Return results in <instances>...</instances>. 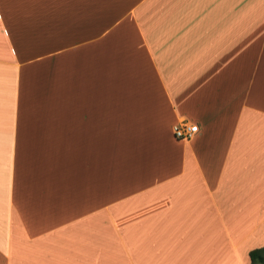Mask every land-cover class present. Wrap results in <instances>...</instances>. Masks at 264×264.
Listing matches in <instances>:
<instances>
[{"label": "crops", "instance_id": "1", "mask_svg": "<svg viewBox=\"0 0 264 264\" xmlns=\"http://www.w3.org/2000/svg\"><path fill=\"white\" fill-rule=\"evenodd\" d=\"M259 248L264 0H0V264Z\"/></svg>", "mask_w": 264, "mask_h": 264}, {"label": "built area", "instance_id": "2", "mask_svg": "<svg viewBox=\"0 0 264 264\" xmlns=\"http://www.w3.org/2000/svg\"><path fill=\"white\" fill-rule=\"evenodd\" d=\"M198 131V127L194 124H188L185 121L173 127V134L177 140H190Z\"/></svg>", "mask_w": 264, "mask_h": 264}, {"label": "trees", "instance_id": "3", "mask_svg": "<svg viewBox=\"0 0 264 264\" xmlns=\"http://www.w3.org/2000/svg\"><path fill=\"white\" fill-rule=\"evenodd\" d=\"M249 258L251 264H264V248L250 251Z\"/></svg>", "mask_w": 264, "mask_h": 264}]
</instances>
